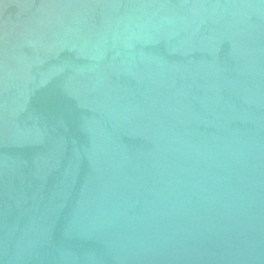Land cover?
Returning <instances> with one entry per match:
<instances>
[{
    "label": "water",
    "instance_id": "water-1",
    "mask_svg": "<svg viewBox=\"0 0 264 264\" xmlns=\"http://www.w3.org/2000/svg\"><path fill=\"white\" fill-rule=\"evenodd\" d=\"M0 264H264V0H0Z\"/></svg>",
    "mask_w": 264,
    "mask_h": 264
}]
</instances>
